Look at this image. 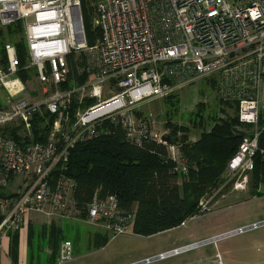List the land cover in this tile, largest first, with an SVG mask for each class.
Listing matches in <instances>:
<instances>
[{
  "label": "built area",
  "instance_id": "obj_1",
  "mask_svg": "<svg viewBox=\"0 0 264 264\" xmlns=\"http://www.w3.org/2000/svg\"><path fill=\"white\" fill-rule=\"evenodd\" d=\"M235 1L95 0L94 26L102 35L89 47L82 0H0V26L22 23L27 49L21 67L16 46L7 44V65H0L5 94L0 108V241L26 227L31 214L70 219L77 208L75 182L64 173L69 152L99 137L106 121L123 128L128 144L143 147L152 139L166 145L174 172L186 175L188 160L177 144L162 141L167 134L155 132L156 117L136 112L199 79L214 77L222 107H234L239 123L252 125L243 129L219 189L248 192L255 157L259 151L264 155L259 149L264 132V0ZM80 52L94 59L89 78L62 90L67 57ZM22 71H34L48 87L42 99L27 96L29 81L20 78ZM106 84L111 85L108 90ZM87 101L93 103L83 108ZM8 131H15V137L4 134ZM56 167L60 173L52 182ZM208 204L209 199L200 203L204 210ZM85 221L102 225L115 239L133 229L135 213L123 209L117 196L100 198L96 193ZM73 251V243L63 241L58 264L71 261Z\"/></svg>",
  "mask_w": 264,
  "mask_h": 264
},
{
  "label": "trees",
  "instance_id": "obj_2",
  "mask_svg": "<svg viewBox=\"0 0 264 264\" xmlns=\"http://www.w3.org/2000/svg\"><path fill=\"white\" fill-rule=\"evenodd\" d=\"M82 15L87 43L94 46L102 35L100 28L94 26L95 0H82ZM0 38L3 40L0 65L6 67L5 46L11 43L16 46L20 65L23 67L27 61V49L22 24L9 26L6 34L1 29ZM67 61L69 73L61 89L67 90L74 84H86L91 73L87 56L72 53ZM20 77L27 82L32 75L22 71ZM0 100L2 101L1 95ZM92 103L87 101L83 108ZM219 104V114L212 113L208 117L209 129H204L207 106L203 103L197 105L198 119L194 123L193 132L189 127L173 126L170 122L167 124L173 139L178 132L183 133L178 145L181 154L188 160L189 172L186 175L174 172L175 164L168 156L166 145L150 139L143 147L133 146L125 141L124 130L119 124L104 122L98 129L100 136L77 144L69 152L66 162L64 173L75 182L73 199L80 217L84 220L87 218V205L96 193L100 198L117 196L123 209L134 212L133 234L142 237L178 228L189 218L198 215L202 210L201 201L216 194L222 186L226 165L237 153L244 138V126L239 123L235 108ZM0 108H4L1 103ZM76 109L77 105L74 104L72 115ZM136 114L143 116L141 111ZM48 117L50 123H53L54 116ZM195 130L201 132L196 133ZM6 133L12 137L16 135L15 131L4 134ZM193 134L197 136L194 142L190 140ZM259 149L264 151V132L259 136ZM59 173L60 167H56L52 182ZM251 177V195L258 198L264 196L263 191H258V187L264 186V155L260 151L255 157V169ZM29 228L28 247L35 259L33 247L43 237H39L41 232L35 224L29 223ZM17 233H9L14 235L11 254L18 251ZM108 240H105V244ZM63 241L67 240H61L59 233L54 234L51 239L54 264L58 262L59 248Z\"/></svg>",
  "mask_w": 264,
  "mask_h": 264
},
{
  "label": "rangeland",
  "instance_id": "obj_3",
  "mask_svg": "<svg viewBox=\"0 0 264 264\" xmlns=\"http://www.w3.org/2000/svg\"><path fill=\"white\" fill-rule=\"evenodd\" d=\"M227 1L230 4L236 2ZM1 29L6 34V29L0 27ZM2 41L0 38V48ZM29 73L32 75L31 79L28 78L29 93L33 92L42 99L48 87L37 81L34 71ZM213 82L214 77L199 79L175 95L146 102L142 112L146 115L152 113L156 117V133L171 136L172 132L167 128L169 122L173 126L189 127L191 132L194 131V123L198 119L197 105L203 103L207 106L204 129H209L208 117L212 113L219 114ZM110 87V84H106L105 88L108 90ZM251 128L252 125L244 126L245 130ZM195 131L198 133L200 130ZM182 134L178 132L177 136L182 137ZM194 137L195 134L190 136V140ZM252 186L250 181V188L253 190ZM258 189L264 192L263 185ZM234 194L233 197V194H224L226 197L217 205H214L216 199H209L207 210L201 207L198 215L189 218L178 228L149 237L135 235L130 228L126 235L110 239L107 245L106 241L93 240V235L99 231L96 227L98 225H89L79 220L81 217L78 209L71 212L70 219H61L55 217L56 215L31 214L29 223L37 227L57 225L55 222L60 220L58 226H64L59 231L61 240H70L74 244L73 259L65 264H209L217 260H221L223 264H264V196L257 198L249 192ZM255 225L259 226L254 227ZM244 229L247 230L233 234ZM53 236L54 234L49 237L50 240ZM218 237L220 238L216 239ZM213 238V242L204 243ZM201 243L204 244L159 258L161 255ZM51 244L46 238L45 241L35 243L33 248L36 258H31L29 264H54Z\"/></svg>",
  "mask_w": 264,
  "mask_h": 264
},
{
  "label": "crops",
  "instance_id": "obj_4",
  "mask_svg": "<svg viewBox=\"0 0 264 264\" xmlns=\"http://www.w3.org/2000/svg\"><path fill=\"white\" fill-rule=\"evenodd\" d=\"M20 23V22H18ZM22 24V23H21ZM11 26V25H10ZM23 28H24V25L22 24ZM1 27V26H0ZM9 27V26H8ZM8 27L4 28V29H7ZM2 28V27H1ZM25 32V30H24ZM25 38V37H24ZM87 40V39H86ZM88 44V43H87ZM89 46V44H88ZM90 47V46H89ZM84 55L87 56L88 58V63L89 64H95L94 62V59L92 57V55H90L89 53L87 52H80ZM76 54H79V53H76ZM71 55V54H70ZM69 66V65H68ZM20 76V74H19ZM21 78V77H20ZM89 78V77H88ZM22 79V78H21ZM26 83V82H25ZM27 86V85H26ZM213 89H214V83H213ZM180 91V90H179ZM179 91H177L176 93H178ZM174 93V94H176ZM0 95H1V99L2 101L0 100V103L1 105L4 104V98H5V94H4V90L2 88H0ZM27 96L30 97L31 100L33 101H37V100H40V98L37 97V95H34L33 92H30L29 93V90H28V87H27ZM219 101H216V106L220 107V104L218 103ZM142 106H140L139 109H137V111H141L142 112ZM236 111V109H235ZM143 113V116L145 117L146 114ZM151 114V113H150ZM168 131V129L166 130ZM197 138L194 137L193 139L191 138V141H196ZM173 144H176V143H173ZM179 144V143H178ZM177 144V145H178ZM179 146V145H178ZM228 164V163H227ZM228 186H226L225 188H227ZM222 189L221 191H218L216 194L214 193L211 197H214V198H211L209 197L208 199H210V201L216 199L214 205H217L219 204L220 202H222L226 196H224V194H233L231 195V197H233L235 194L231 191V188L230 186L228 187L227 190ZM260 188H262V186H260ZM225 191V192H224ZM258 191H261V189H258ZM221 192V193H220ZM248 192L250 193L251 192V188L249 186V190ZM248 192H245V193H248ZM219 194V197H217V195ZM236 194H239V193H236ZM258 198V197H257ZM213 204V203H212ZM211 204V205H212ZM79 220L87 223L84 219L80 218ZM81 221H77V222H81ZM57 225H42V226H38L39 228V231L41 232V236L43 237V239L41 240H44L45 241V238L48 239L49 241L50 238L53 234H56V233H59L58 230L62 231L63 230V227H60L58 226L60 224V220L59 221H56L55 222ZM63 223V221H61V224ZM89 224V223H87ZM64 225H65V222H64ZM90 225V224H89ZM62 226V225H61ZM92 226V225H91ZM95 226V225H94ZM97 228H99V231L97 233H95L93 235V240L95 242H99V241H102L104 242L106 239H109L110 240V237L108 236V233L106 232V230L103 228L102 225H98L96 226ZM29 224L24 227L22 230L18 231V233L16 234L18 236V251L17 253H10V248H11V241H12V238H13V234L11 235H6L5 237H3L0 241V264H29V260L32 257V253L31 251H29V247H28V235H29ZM109 240H108V243H109ZM112 240V239H111ZM73 243V242H72ZM106 243V245L108 244ZM105 245V247H106ZM74 246V244H73ZM209 264H214V262H210Z\"/></svg>",
  "mask_w": 264,
  "mask_h": 264
},
{
  "label": "water",
  "instance_id": "obj_5",
  "mask_svg": "<svg viewBox=\"0 0 264 264\" xmlns=\"http://www.w3.org/2000/svg\"><path fill=\"white\" fill-rule=\"evenodd\" d=\"M162 141H163L164 143H167V144H169V143H176V144H178L179 141H180V138L177 136V137H175V138L173 139V138L168 134V135H164V136H163ZM263 224H264V223H263ZM256 226H259V225H255L254 227H256ZM254 227H251V228H254ZM246 230H247V229L240 230V231H237V232H235V233H233V234L241 233V232L246 231ZM219 238H220V237H218V238H216V239H219ZM214 240H215V238L210 239L209 241H205L204 243H210V242H213ZM204 243L196 244V245H192V246H190V247H185V248H183V249H179V250L173 251V252H171L172 254H171V253H168L166 256H165V255H161L159 258H163V257L171 256V255H173V254L181 253V252H183V251H185V250L196 248L197 246L202 245V244H204ZM151 261H153V260H149V262H151Z\"/></svg>",
  "mask_w": 264,
  "mask_h": 264
},
{
  "label": "bare ground",
  "instance_id": "obj_6",
  "mask_svg": "<svg viewBox=\"0 0 264 264\" xmlns=\"http://www.w3.org/2000/svg\"><path fill=\"white\" fill-rule=\"evenodd\" d=\"M172 254V253H171ZM166 256V255H165Z\"/></svg>",
  "mask_w": 264,
  "mask_h": 264
}]
</instances>
